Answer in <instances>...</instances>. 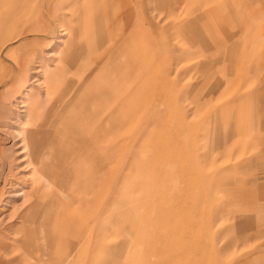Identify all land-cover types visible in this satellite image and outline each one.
<instances>
[{
  "label": "rangeland",
  "instance_id": "374dc122",
  "mask_svg": "<svg viewBox=\"0 0 264 264\" xmlns=\"http://www.w3.org/2000/svg\"><path fill=\"white\" fill-rule=\"evenodd\" d=\"M201 3L144 0L127 20L122 17L125 7L121 0L113 1L111 8L106 0H0L4 48L0 55V84L1 80L4 83L0 92H5V105L25 88L18 81V74L22 75L19 67L37 63L40 54H53L43 61L40 87L35 82L29 83L33 96L29 99L32 119L28 126L41 128L33 152L37 155L43 151L42 157L50 153L44 143L46 139L52 141L63 136L55 124L65 102L74 95L73 89L69 93V85L90 75L100 82L106 77L116 82L120 73L116 69L110 71V63L106 69L104 66L109 56L112 60L116 57V47L128 30L136 36L135 42L144 45L141 57L144 66L138 71L148 81L135 95L139 117L129 113L132 105L116 112L110 137L115 142L110 166L114 174L124 173L129 170L124 160L130 157L132 161L135 154L168 166L157 169L163 180L147 191L134 186L139 178L137 169L123 186L121 182L116 185L126 191L129 220L134 228L140 229L126 234L130 251L127 264H264V8L256 19L241 21L242 29L237 30L236 24L224 16L227 10L218 9V17L198 20L197 14L204 8L199 9ZM252 4L262 7L263 2ZM246 5L243 4V9ZM97 17L104 25L103 35L101 29H95ZM24 27L27 29L23 30ZM55 27L60 29L59 33L67 31L66 35H60L62 41L58 40L60 37L53 38ZM22 31L25 34L19 35ZM195 32L203 37H195ZM18 35L20 40L12 43ZM97 38L99 44L95 42ZM25 40L30 43L23 46ZM77 51L83 55L74 60L72 56ZM118 58L123 60L125 55ZM90 61L91 68L85 69ZM148 94L157 100L153 105L145 102ZM149 108L155 111L158 120L147 135L146 149L140 152L138 145L145 136L133 143L138 131L136 118L146 116ZM12 119L0 117L3 177H14L18 170L15 160L18 155L9 147L13 130L5 126V120ZM27 163L23 164L28 176L21 171L15 177L27 192L31 194L33 185L45 183L48 193L66 194L72 210L85 217L92 215L87 198L96 194L101 185L86 193L81 175L71 172L65 176V192L47 184V177L33 173ZM52 163L58 164L54 173L62 175L65 163L57 160ZM12 167L15 168L11 173ZM83 168L92 173L89 162ZM65 170L69 171V167ZM93 176L95 180L101 179L99 184L105 180L100 173ZM29 179H36V184ZM23 197H18L19 204H24ZM34 198L36 195L23 208ZM166 201L167 209L158 211ZM139 211L146 216L144 219L136 217ZM160 218H164L163 222ZM163 229L166 231L162 232ZM122 230L120 224L114 223L113 235L107 238L112 247L122 243ZM133 235L139 245L134 243ZM3 241L13 244L5 235ZM87 246L78 242L74 255L80 256L70 264H97L92 263L93 252ZM67 251L72 254V249Z\"/></svg>",
  "mask_w": 264,
  "mask_h": 264
},
{
  "label": "crops",
  "instance_id": "0c3cea01",
  "mask_svg": "<svg viewBox=\"0 0 264 264\" xmlns=\"http://www.w3.org/2000/svg\"><path fill=\"white\" fill-rule=\"evenodd\" d=\"M113 1L115 0H106V3L110 8V5L113 4ZM121 1L123 3V8L125 7L122 17L127 20L131 18V15L134 13V10L137 8V6L144 4V0ZM254 1L258 0H200L202 3L199 5V9L202 7L204 8L197 14V16H199L198 20H203L208 17H218V9H223L227 10V13L224 16L227 15L231 19L232 23L236 24V29L241 30L242 27L239 26L241 21L256 19L263 13L264 0H260L263 2L262 7L253 6L252 3ZM215 2H217L216 5H209V3ZM244 3H247V5L243 9ZM115 7L116 6H114V8ZM100 19V17H97V22L95 23L97 27H95V29H101L100 32L102 34L104 25L103 23L98 22ZM26 29L27 28L25 27L23 28V30ZM59 31L60 29L58 30V33ZM131 31V29L128 30L127 33L122 37L121 43L117 45L116 48L118 51L116 53V57H114L112 60L109 56V60H107V63L104 66L106 69L107 65L110 63L112 65V68L110 65V71L111 69H116V71L120 73V76L116 78V82L115 79L111 80V78L108 77H106L104 81L100 82L98 81V78L96 79L95 76L90 75L85 76L83 80L78 79V81L72 85H69L71 86L69 88V93L73 89L75 90L73 93L74 95L65 102L62 113H59L56 117L57 121L55 124L57 128L60 129L59 132H61L63 136L61 139L57 138L58 140L54 139L49 141V139H46L47 142L44 143L47 145V148L50 149V153H46L47 156L44 154L45 157L40 158V156L43 155V152H40L37 155L33 152V150H35V143L38 144L40 140L39 132L41 128H29V126L26 127L32 119L29 99L33 96V87L30 86L29 83L35 82V85L40 87L44 72L43 61L45 58H47V56L50 57L53 56V54L50 52L46 54H40V60L36 61L37 63H33L32 65L31 63L29 65L27 63L26 65L23 64L19 67V71L21 70L24 77L18 74V81H21L25 88L23 91H19L21 92L20 95L15 94L13 98L11 97L7 105H5L6 102L3 103L5 92H0V117H10L13 118L12 120H14H5V126H7L8 129L10 128L13 130V138L10 140L9 147L10 150L18 155L15 159L18 161L16 165V169L18 170L16 174L13 175L14 177L9 175L6 177L0 176V247L2 248L4 245H8L3 241L4 235L8 238H11L13 240V244H10L9 246L11 248L14 247L12 249L13 251L16 249L19 259L27 258L28 261L30 259L31 261L42 264H58V261L61 260L59 264H70L74 259L76 260L80 256L78 254L74 255V252L77 250L75 246L78 245V242H83L88 245L87 247L89 249L91 248L90 251L93 252V254L90 256L92 257V263L127 264L126 260L130 256V251L129 249L127 250L128 239L126 234L130 232L133 233L135 230L140 231V229L134 228L131 224V221L129 220L130 216L128 214V209H126L128 208L126 202L128 195L126 191H122L123 187L118 188L116 185L117 183L121 182L123 186L125 181L133 173H135L134 170L137 169L139 178L137 181H135L134 186H141L145 191H147L153 186L154 183L157 181L161 182L163 180V174L157 172V169L162 170L165 166H168L167 164L158 163L151 159L144 160L139 156L138 151V156L135 154L132 161H130V157H128V161L127 159L124 160V164L128 163V171L114 174L110 166V160L113 156L115 148V142L113 143L112 139L110 138L115 125V114L118 111L124 110L122 109L123 107L132 105L129 113H135V117H139V109H137L138 107L136 108L135 95H137L136 93L138 92L139 87L143 86L145 84L144 82L147 80L143 79L141 72L138 71V69H141L144 66L141 64V57L144 55V45L139 42H135L136 36ZM25 32L26 31H22L19 33V35H23ZM64 32L66 35L67 31ZM64 32L59 34H64ZM195 33V37H197V35L201 38L203 37V34H198L197 32ZM19 35L16 38L17 40L19 39ZM16 39H14L12 43L17 41ZM60 39L62 40V37H60ZM60 39L58 40L60 41ZM99 40L100 39L95 41L96 44ZM107 40L108 39L106 38V41ZM225 42L220 43V45L225 44ZM26 43H30V40H25L23 46L26 45ZM207 44L210 45V42L207 41ZM234 48H236V44L233 45V49ZM3 52L4 48L1 34L0 55H3ZM104 54L105 53L102 55ZM82 55V52L80 53L77 51L74 56H72V58L75 60L78 58V56ZM118 55H125V59L120 60ZM105 62L106 59L103 64ZM91 63V61L87 63L85 65V69H90ZM146 63L147 61H145V65ZM170 68L171 65L169 64L168 69L170 70ZM122 70H124V72H122ZM140 78H142V80ZM158 79H160V77ZM3 85V80H1L0 87ZM113 89H118L117 94L115 93L117 95L115 100H113L115 95L112 92ZM156 101L157 100L154 99L153 94H148V101L145 100L147 105H153ZM146 104L145 106H147ZM15 114H17V116H15ZM147 114L149 116H147ZM134 119L135 118H132L131 120ZM157 120L158 117L156 116L155 111L150 110V108L147 110L146 116L143 115L140 118H136L138 131L133 143L136 144L138 140H142L141 138L145 136V138L142 140L143 142L138 145L141 149L140 152L146 149V140H148L147 135L151 133L153 129L152 126ZM172 136H174L173 133ZM44 143H42L41 147ZM68 148L70 151H68ZM33 157L37 158L39 161H34ZM43 158L57 160L58 162L63 161L65 163L63 168L64 173L59 176L58 174H55L54 169H57L58 164L52 163V160L42 161L41 159ZM24 161H28L27 164H30L28 169H32L33 173H39L41 171L40 173L43 176L46 174L45 177L47 178L45 181H48L47 184L56 187L58 186L60 189L65 190V192V176L71 172L81 175V184L83 185L82 187L86 193L94 192V189L101 185V189H99L96 194H93L91 197L87 198V205L89 209H92V215L90 217H85L82 213L72 210L70 202L67 201V195L56 194V191L52 192L50 195V193H48L49 191L46 189L45 183H39L36 187H33V185L31 187L33 188V192L31 194L27 192L22 182H20L19 179H16L17 173H20L21 171H24L22 173L23 175L28 176L27 170H24ZM86 162H89L92 168V173L90 171H86L83 168ZM47 164L49 166H47ZM41 165L43 166L42 168ZM46 166L48 168H46ZM51 167L53 169H51ZM67 167H69V171L65 170ZM14 168L12 167V169H10L11 173L13 172ZM174 169L177 173L180 172L178 167H174ZM95 173H100L101 177L105 178L101 184H99L101 179L95 180L96 178L93 176ZM41 174L40 176H42ZM156 175H159L160 177H156ZM202 175L206 176L204 173H202ZM116 178H122V180L115 181ZM29 180L30 183L33 181L32 183L36 184V179ZM114 183L116 184L114 185ZM94 186L95 188L93 189ZM21 189L22 191H20ZM34 195H36L34 202L32 201L29 206L23 208L24 204L32 199ZM21 196H25L23 197L24 204L18 203V197ZM90 199L92 200L90 201ZM42 205L44 206L42 207ZM167 207V201L163 202L160 204L158 211L161 210L163 212L167 209ZM45 211L46 213L44 215L43 213ZM52 215L53 218L55 216V219L51 217ZM138 215L141 216L140 211L136 217H138ZM28 216L29 219H27ZM42 217H44V219H42ZM141 217L144 219L146 216L142 214ZM47 220L48 222H46ZM61 220L62 223H60ZM161 220L163 222L164 218H160V221ZM51 221L52 224L49 226L48 224L49 222L51 223ZM42 222H46L47 224H44L47 225V227H45ZM53 222H56L55 225H58L55 226ZM114 223L120 224L123 228L121 231L123 241L119 245L112 247L110 245V241H108L107 238L108 236L113 235L112 228ZM6 225H8L9 228H6ZM52 225H54V227H52ZM49 228H53L54 230H50ZM165 231L166 229L162 230V232ZM22 232H24V234ZM9 234L11 235L9 236ZM132 239L135 241L134 243L136 245L140 244L134 235ZM162 245L163 243L161 244V247ZM67 248H69V250L72 249V254L70 252L68 253ZM43 255L45 257H43ZM141 256L142 252L140 254V257ZM56 258L58 261L57 263H54L56 262Z\"/></svg>",
  "mask_w": 264,
  "mask_h": 264
},
{
  "label": "bare ground",
  "instance_id": "6f19581e",
  "mask_svg": "<svg viewBox=\"0 0 264 264\" xmlns=\"http://www.w3.org/2000/svg\"><path fill=\"white\" fill-rule=\"evenodd\" d=\"M57 27H55L54 28V30H53V38L55 37L56 39L57 38H59V33H58V30L59 29H56ZM64 30V29H63ZM24 33V32H23ZM65 33V32H64ZM67 33V32H66ZM17 40V39H16ZM61 40V39H60ZM62 41V40H61ZM48 57V56H47ZM25 101V100H24ZM23 101V102H24ZM23 108H25V107H23ZM24 117V116H23ZM26 117V116H25ZM21 121H22V119H21ZM25 121V120H24ZM26 127H28V125L26 126ZM16 128V127H15ZM18 129H20V128H18ZM27 131V130H26ZM17 134V133H16ZM20 135V134H19ZM22 136V135H21ZM15 138H16V136H15ZM19 139V138H18ZM22 139V138H21ZM21 143V142H20ZM22 144H24V143H22ZM27 147V146H26ZM23 148V147H22ZM43 151H41V153H42ZM41 155V154H40ZM46 156H47V154H46ZM42 156H40V158H41ZM39 158V159H40ZM39 161V160H38ZM42 162V161H41ZM43 163V162H42ZM49 164H50V162H49ZM47 166H49L48 164H47ZM46 166V168H48ZM43 166L41 165V168H42ZM39 168H40V166H39ZM41 168H40V170H41ZM35 169V168H34ZM165 169V168H164ZM38 171V170H37ZM43 171V170H42ZM41 172V171H40ZM39 172V173H40ZM47 172V171H46ZM43 173V172H42ZM41 174V173H40ZM45 174V173H44ZM42 175V174H41ZM46 175V174H45ZM45 175H44V177H45ZM43 176V175H42ZM165 185V184H164ZM19 190V189H18ZM20 191H22V189L20 190ZM14 192V191H13ZM20 193V192H19ZM12 194H14V193H12ZM17 195V194H16ZM51 195V194H50ZM20 196V195H19ZM13 197V196H12ZM47 200V199H46ZM15 201V200H14ZM44 203V202H43ZM58 203V202H57ZM7 204V203H6ZM45 205V204H44ZM44 205H42V207L44 206ZM47 208V207H46ZM43 209V208H42ZM46 211H47V209H46ZM46 211L43 213L44 215H45V213H46ZM58 213V212H57ZM22 214V213H21ZM41 214V213H40ZM23 216V215H22ZM58 216V215H57ZM26 217V216H25ZM39 217H40V215H39ZM38 217V218H39ZM52 218H53V215L51 216ZM49 218H50V216H49ZM25 219V218H24ZM27 219H29V216H28V218ZM34 219V218H33ZM42 219H44V217H42ZM53 219H55V216H54V218ZM30 220H31V218H30ZM46 220V219H45ZM50 220V219H49ZM60 220V219H59ZM5 221V220H4ZM38 221V220H37ZM52 221H54V220H52ZM52 221H51V223L49 222V226L52 224ZM55 221H57V220H55ZM46 222H48V220L46 221ZM46 222H44V223H46ZM33 223V222H32ZM32 223H30V224H32ZM43 223V222H42ZM43 223V224H44ZM58 223V222H57ZM60 223H62V220H61V222ZM34 224V223H33ZM32 224V225H33ZM47 224V223H46ZM53 224L55 225L56 224V222L54 223L53 222ZM54 225H52V227H54ZM58 225V224H57ZM57 225H55V226H57ZM62 225V224H61ZM17 226V225H16ZM22 226H24V225H22ZM38 226V225H37ZM43 226V225H42ZM44 226L45 227H47V225H45L44 224ZM59 226H60V224H59ZM25 227V226H24ZM50 229V228H49ZM53 228H51L50 230H52ZM54 230V229H53ZM60 232V231H59ZM58 232V233H59ZM23 234H24V232H22ZM32 233V232H31ZM33 234V233H32ZM31 234V235H32ZM11 234H9V236H10ZM16 235V234H15ZM30 235V234H29ZM20 239V238H19ZM41 239V238H40ZM29 241V240H28ZM42 243V242H41ZM52 243V242H51ZM4 245V244H3ZM2 245V246H3ZM16 245V244H15ZM14 245V246H15ZM14 248V247H13ZM13 248H11L9 245H7V246H5L4 245V247H0V264H42V263H38V262H34V261H31L30 259H29V261H28V259L27 258H23V259H19V257H18V253H17V251H16V249L13 251L12 249ZM22 249V248H21ZM50 249V248H49ZM60 249V248H59ZM56 251V250H55ZM59 252V251H58ZM25 253V252H24ZM43 253H44V251H43ZM70 255V254H69ZM43 257H45L44 255H43ZM42 257V258H43ZM60 258V257H59ZM52 260H54V259H52ZM48 261V260H47ZM57 258H56V262H54V263H57ZM60 261L61 260H59L58 262L60 263ZM47 263V262H46ZM58 263V264H59Z\"/></svg>",
  "mask_w": 264,
  "mask_h": 264
}]
</instances>
